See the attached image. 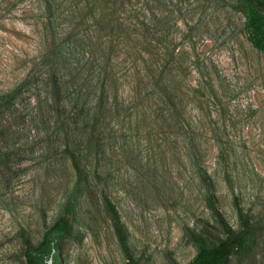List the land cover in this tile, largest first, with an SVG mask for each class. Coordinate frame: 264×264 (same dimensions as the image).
I'll return each instance as SVG.
<instances>
[{"label": "rangeland", "instance_id": "374dc122", "mask_svg": "<svg viewBox=\"0 0 264 264\" xmlns=\"http://www.w3.org/2000/svg\"><path fill=\"white\" fill-rule=\"evenodd\" d=\"M18 1L0 0V94L25 80L42 44L40 1ZM185 1L192 20L190 28L178 22L188 39L176 37L177 51L188 52L189 84L205 102L203 109L190 104L187 121L200 129L203 164L227 224L233 230L243 219L260 225L228 264H264V52L251 42L246 13L237 9L241 0ZM37 83L42 89V80ZM36 103L34 92L26 91L14 114L0 120L16 136L0 139V264H25V247L39 243L60 213L67 183L53 169L65 162L59 144L52 147L53 130L30 120ZM161 112L166 114L158 109L152 119ZM121 125L114 122L106 191L130 253L139 264H188L197 253L194 235L224 237L205 203L188 142L171 120L170 127L159 120L128 140L121 138ZM83 216L60 245L62 264H127L104 205L88 203Z\"/></svg>", "mask_w": 264, "mask_h": 264}, {"label": "trees", "instance_id": "16d2710c", "mask_svg": "<svg viewBox=\"0 0 264 264\" xmlns=\"http://www.w3.org/2000/svg\"><path fill=\"white\" fill-rule=\"evenodd\" d=\"M39 1L42 44L25 80L0 94V120L14 114L24 92H34L37 103L32 109L38 111L30 120L53 130L52 147L57 142L58 149L62 148L60 161L65 159L53 169L67 183L60 213L39 243L25 247V264H49L51 258L53 264H62L60 245L86 220L83 214L88 203L95 208L104 205L127 264H139L130 253L128 234L106 191L115 121L122 124L121 138L128 140L159 120L163 127H170L171 120L179 138L188 142V156L205 203L224 235H194L197 253L188 264H228L231 257L242 254L260 225L243 219L241 228L233 230L227 224L217 207L215 184L203 164L200 129L192 128L186 118L190 104L200 109L205 104L200 98L204 95L188 81V52L177 51L176 37L188 39L178 22L190 28L192 20L191 9L181 4L186 1ZM239 4L237 9L247 16L252 44L264 52V0H241ZM158 109L166 114L152 119ZM8 136L16 137L12 128L0 126V139ZM219 148L224 156L223 147Z\"/></svg>", "mask_w": 264, "mask_h": 264}, {"label": "water", "instance_id": "95a60500", "mask_svg": "<svg viewBox=\"0 0 264 264\" xmlns=\"http://www.w3.org/2000/svg\"><path fill=\"white\" fill-rule=\"evenodd\" d=\"M55 252V251H54ZM49 264H53V259L51 258L49 261H48Z\"/></svg>", "mask_w": 264, "mask_h": 264}]
</instances>
